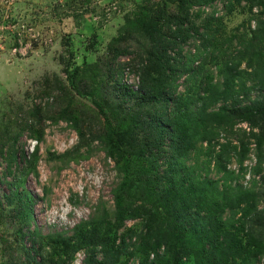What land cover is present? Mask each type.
<instances>
[{"label":"rangeland","instance_id":"rangeland-1","mask_svg":"<svg viewBox=\"0 0 264 264\" xmlns=\"http://www.w3.org/2000/svg\"><path fill=\"white\" fill-rule=\"evenodd\" d=\"M180 2L0 0V136L6 133V138L0 140V264H84L91 250L96 252L95 258L101 260L102 245L92 249V245L86 241L91 234L108 243V247L105 246L103 250H108L113 261L110 264H131L132 259L140 258L138 250L134 252V257L122 253L119 242L122 235L144 232L145 225L151 224L142 209L148 203L143 180L136 173L141 160L126 154L129 193L125 195V201L129 209L138 215L116 229L112 189L125 174L115 168V162L106 156L103 144L96 137L104 129L103 116L93 106L89 96L75 94L63 70L67 66L68 69L80 66L78 79L82 77L86 92L94 91V97L102 101L104 113L111 121V106L126 103L123 89H137L138 76L130 59L132 52L141 49L137 42L129 38L121 39L120 42H116L115 38L122 34V28L133 16V12L138 11L139 5L146 6L152 14L160 13L164 22L167 16H181L185 13V9L179 6ZM197 9L193 7L190 10L192 15L185 25L192 23L194 33L196 28L203 26H209V32L216 30L210 40V51L202 56L207 60L205 72L213 82H221L222 77L218 71L223 64L236 60L239 57L238 51L243 50L246 43L251 41L256 55L246 57L241 62V69L245 71L242 77L246 85H249V72L252 71L248 65L249 60L252 67L259 64L264 69V36L256 38L254 35V32L264 33V0H217L202 17L196 16ZM211 9L215 10V19L211 17ZM164 32L168 31L164 29ZM138 37L144 43L143 49L148 48L146 36L143 34ZM192 42L193 39H188L184 48L192 49ZM118 43L130 48L110 63L112 49ZM211 52L215 54L214 59H210ZM119 62L124 67L120 80L125 87L121 90L117 86L118 73L113 72ZM60 82L67 86V90L60 87ZM179 82L182 83V80L179 79ZM180 90L183 91L184 87L181 86ZM62 92L74 95L78 109L87 112L88 117H83L88 119L83 127L82 139L65 121L54 123L49 119L64 104ZM48 94L52 98L47 100ZM256 95V89L249 93L251 99ZM56 96H59L58 101L55 100ZM47 105L49 107L45 108ZM34 106L41 109L38 121L29 113ZM23 124L43 127L42 140L37 143L27 136L26 131L20 134L16 145H11L12 138L8 139L7 136L12 137L18 126ZM238 127L222 129L219 142L226 140L237 143L239 137L244 136L243 127ZM255 131L256 135L261 134V148L264 150V123L262 128L256 126ZM165 144L168 147L169 140ZM209 148V144L199 143L189 163L199 164L203 176L217 182V191L208 188L206 197H215L217 194L218 203L224 206L222 219H228L230 229L234 226L236 230L241 227L242 215L238 208L232 210L230 206H234L237 200L240 206L244 205L237 192L254 193L258 208L264 209V161L257 170L255 163L258 151L252 140L249 150L244 154L243 169L231 158L226 163L227 171H224L220 169L222 161L218 156L219 151L209 152ZM69 150L79 155L78 160L65 162L59 158V155ZM86 154L87 158L81 157ZM162 162L159 159L160 165ZM15 192L32 206V219L28 224L19 216L21 202L15 200ZM233 201L235 204H232ZM158 216L156 213L155 220ZM79 223H84L83 229L87 233L74 230ZM152 224L161 225L158 228L161 230L165 228V222L154 221ZM248 225L237 231L244 244L248 240ZM256 227V236L261 234L264 244V228L262 230L259 225ZM34 230L38 236L32 235ZM56 234L74 237L67 244L57 246L49 239ZM161 238L162 250L168 238ZM178 248L181 251L179 259L170 264H194L198 261L200 251L197 252V245L192 238L185 241L184 247ZM127 250L130 251L131 247H127ZM246 253L247 250L242 251V257ZM32 256L36 263L31 259ZM239 262L240 259L236 264ZM254 264H264V254L259 255Z\"/></svg>","mask_w":264,"mask_h":264},{"label":"trees","instance_id":"trees-1","mask_svg":"<svg viewBox=\"0 0 264 264\" xmlns=\"http://www.w3.org/2000/svg\"><path fill=\"white\" fill-rule=\"evenodd\" d=\"M215 1L217 0H181L179 6L185 9V13L181 16H167L164 22L160 13L152 14L146 6H138V11L133 12V16L122 28V34L115 38L116 42L129 38L141 48L132 52L130 59L138 76V85L136 90L124 88L125 85H122L120 80L124 67L120 62L114 67L113 72L116 71L119 77L117 86L119 90L124 88L126 103L111 106V121L104 113L105 106L102 101L94 97V91L86 92L82 77L81 80L78 79L80 66L76 65L72 69L67 66L63 70L68 85L75 94L89 96L93 106L97 107L103 116L104 129L96 137L103 144L106 156L115 162V168L125 174L120 183L112 189L116 208V229L123 227L125 221L138 215L129 209V204L125 201V195L129 193L126 154L141 160L136 173L143 180L148 203L142 209L151 224L145 225L144 232H129L127 236L120 237L119 249L122 253L134 257V252L138 250L141 254L139 259H132L131 264L136 260L138 261L135 264H170L171 261L179 259L181 251L178 247H184L189 238L195 241L197 252L200 251L196 264H236L238 259L239 264H254L259 255L264 254L261 234L256 236V226H262V230L264 228V209L258 208L257 196L248 191H236L244 205L240 206L241 203L237 200L236 204L233 201L232 204L235 205L230 207L232 210H240L243 222L240 228L234 230L233 226L230 229L229 220L222 219L224 206L218 203L217 194L215 197H206L208 188L217 191V182L206 175L203 176L199 164L189 163L197 145L205 142L211 147L209 152L219 151L218 156L222 161L220 169L227 171L226 163L231 158L243 169L244 154L249 150L252 140L258 151L255 168L258 170L264 161V150L261 148L259 136L261 134L255 133L256 126L262 128L264 123V69L260 68L259 64L252 67L249 60L248 65L252 68L249 72V85H246L247 82L245 83L242 77L245 71L241 69L242 59L256 55V49L251 47L252 42L248 41L246 47L238 51L239 57L236 60L223 64L218 71L222 77L221 82H213L205 72L204 65L207 60L202 56L210 51V40L216 30L209 32V26H203L196 28L194 33L192 23L185 25L192 15L190 10L193 7H198L196 16L202 17L210 11L209 7ZM214 13L215 10H212V19H215ZM257 28L260 27L257 25ZM164 29L168 32H164ZM143 34L149 42L146 49H143L144 43L138 37ZM254 35L258 38L264 36V33L254 32ZM188 39H193L192 49L184 48ZM129 48L121 44L114 46L110 63L127 53ZM214 57V52H211L210 59ZM109 70L111 73V66ZM60 85L62 89L67 90L63 82H60ZM181 86L184 87L183 91L180 90ZM254 89L257 95L251 99L249 93ZM62 93L64 104L49 119L54 123L65 121L82 139L83 127L88 119L83 117L87 116V112L78 109L74 95ZM51 98L48 94L46 99ZM55 100L58 101L59 96H56ZM216 105L218 106L215 109ZM47 107L49 106H45ZM29 113L38 121L41 109L34 106ZM244 120L251 128L248 132L243 130L244 136L239 137L237 143L219 142L222 129H231L235 124L245 122ZM18 127L12 137L7 136L8 139L12 138L11 145H16L20 134L26 131L27 136L37 143L42 140L43 127L27 124ZM5 134L4 132L0 136V140L6 138ZM167 140L168 147L165 146ZM78 157L73 150L59 155L65 162L76 161ZM81 157L87 158V154ZM159 159L163 160L161 165L158 163ZM161 166L163 168L160 170ZM13 195L15 200L19 199L21 202L18 212L20 218L28 224L32 219L31 204L24 201L19 193L15 192ZM156 213L159 216L155 220ZM154 221L165 222L164 230L158 229L161 225L154 226ZM247 223L248 240L244 244L240 239V232L237 231L246 227ZM83 228L84 223H79L74 230L77 233H87ZM32 235L39 234L34 230ZM73 237L74 235L56 234L49 239L53 245L58 246L67 244ZM161 237L168 238L162 250ZM86 241L92 245V249L102 245L103 258L96 259V252L91 250L84 264L113 263L108 250H103L105 246L108 247L107 242L99 240L98 236L93 237L92 234ZM127 247H131V250H127ZM246 250V256L242 257L241 252ZM31 259L36 263L33 256Z\"/></svg>","mask_w":264,"mask_h":264},{"label":"built area","instance_id":"built-area-1","mask_svg":"<svg viewBox=\"0 0 264 264\" xmlns=\"http://www.w3.org/2000/svg\"><path fill=\"white\" fill-rule=\"evenodd\" d=\"M241 125V127H243L242 129L243 130H245V131H250V127H249V125L248 124H246V123H239V124H237L236 126L238 127V126H240ZM254 145V144H253Z\"/></svg>","mask_w":264,"mask_h":264},{"label":"clouds","instance_id":"clouds-1","mask_svg":"<svg viewBox=\"0 0 264 264\" xmlns=\"http://www.w3.org/2000/svg\"><path fill=\"white\" fill-rule=\"evenodd\" d=\"M239 123H243V122H239ZM239 123H237V124H239ZM237 124H235V126L234 127H237L236 125ZM237 128H240V127H237ZM221 137L220 138H222V134L220 135ZM226 140H224L223 142H225ZM205 143V142H204Z\"/></svg>","mask_w":264,"mask_h":264}]
</instances>
